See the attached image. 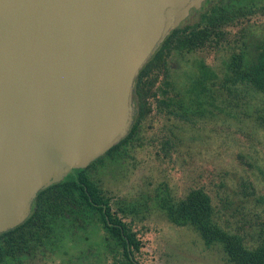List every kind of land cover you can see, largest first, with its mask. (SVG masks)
I'll use <instances>...</instances> for the list:
<instances>
[{
    "label": "water",
    "instance_id": "95a60500",
    "mask_svg": "<svg viewBox=\"0 0 264 264\" xmlns=\"http://www.w3.org/2000/svg\"><path fill=\"white\" fill-rule=\"evenodd\" d=\"M204 0H0V232L134 120L135 80Z\"/></svg>",
    "mask_w": 264,
    "mask_h": 264
},
{
    "label": "trees",
    "instance_id": "16d2710c",
    "mask_svg": "<svg viewBox=\"0 0 264 264\" xmlns=\"http://www.w3.org/2000/svg\"><path fill=\"white\" fill-rule=\"evenodd\" d=\"M205 4L190 11V16L198 13L195 19H186L170 31L140 70L133 88L134 120L127 134L85 168L72 169L60 181L41 188L27 218L0 232V264L43 263L60 253L69 257V247L98 231L97 248L77 250L76 262L68 264H148L150 243L143 226L135 227L122 207H113L112 195L91 173L107 161L124 159L128 149L144 146V133L159 114L167 120L195 122L207 115L232 116L258 101L256 121L264 128V25L251 22L264 14V2L214 0ZM232 27L237 29L232 32ZM221 48L231 50L221 74L192 57L181 91L174 90L169 71L173 52L209 54ZM159 146L162 155L156 152L157 156L169 158L170 140L159 141ZM159 207L172 225L192 227L206 247L219 245L227 262L264 264V227L253 236L243 227L218 223L211 195L203 187L190 188L178 201L167 190Z\"/></svg>",
    "mask_w": 264,
    "mask_h": 264
},
{
    "label": "rangeland",
    "instance_id": "374dc122",
    "mask_svg": "<svg viewBox=\"0 0 264 264\" xmlns=\"http://www.w3.org/2000/svg\"><path fill=\"white\" fill-rule=\"evenodd\" d=\"M213 1L205 4L204 0L198 9ZM251 22L264 25V14H257ZM236 29L231 28L232 32ZM230 51L221 48L191 55L173 52L169 71L174 90L181 91L192 57L202 59L221 74ZM253 104L259 106L258 101ZM255 106L232 116L207 115L195 122L167 120L159 114L144 133V146L128 149L124 159L107 161L91 173L112 195L113 207H122L135 227L143 226L150 243L148 264H231L219 245L206 247L192 227H178L168 221L159 207L167 190L178 201L190 188L201 186L211 195L218 223L233 229L243 227L253 236L264 227V128L256 121ZM152 139L154 144L149 143ZM165 139L170 140L171 154L161 159L159 141ZM99 241L98 231L69 247V257L60 253L35 264L72 263L77 250L88 246L96 249Z\"/></svg>",
    "mask_w": 264,
    "mask_h": 264
}]
</instances>
